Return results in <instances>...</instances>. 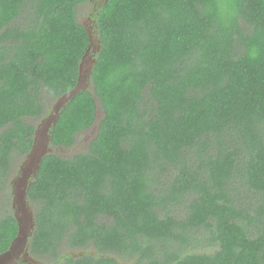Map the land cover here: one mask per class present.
<instances>
[{
	"label": "trees",
	"instance_id": "trees-1",
	"mask_svg": "<svg viewBox=\"0 0 264 264\" xmlns=\"http://www.w3.org/2000/svg\"><path fill=\"white\" fill-rule=\"evenodd\" d=\"M86 5L96 62L50 144L72 147L94 123L96 99L102 117L83 152L42 159L27 195L29 254L264 264V0H0V183L32 146L28 119L76 86ZM10 199L0 253L18 230Z\"/></svg>",
	"mask_w": 264,
	"mask_h": 264
},
{
	"label": "water",
	"instance_id": "water-1",
	"mask_svg": "<svg viewBox=\"0 0 264 264\" xmlns=\"http://www.w3.org/2000/svg\"><path fill=\"white\" fill-rule=\"evenodd\" d=\"M88 34H89V45L86 49V52L81 58V61L79 63L78 67V77H77V83L76 86L65 92L63 95L58 97V99L53 104V108L50 114L43 117V119L40 121V124L37 125V128L34 132L33 142L32 146L29 150L28 157L30 161L32 162V168L33 171L32 175L35 177L40 163L44 156H46L48 153H52V148L49 147L48 144H50L51 136H50V129L51 127L56 123L57 118L59 116L60 109H63L66 105V103L72 99L75 95H77L81 90H85L89 87V78L91 75L92 68L95 64V59L92 57L95 54V50H99V44L98 39H96L92 29L88 26L85 27ZM96 41V44L94 43ZM91 89V88H90ZM93 89V88H92ZM96 115L94 123L91 125V127L81 131L80 133L90 129L89 137L90 140L97 134L99 122L102 117V111L100 108V104L98 100L96 99ZM27 191L25 192L26 195ZM25 195H22V199H25ZM21 199V200H22ZM28 219H30V222L33 221V215L32 211L26 208ZM19 212L14 213V217L17 221L19 232L17 234V237L12 240L8 250L4 251L3 253H0V264H9L12 260V256H14L13 251L17 248H20L23 245V241L26 240L27 236L24 235L22 237V226L21 221L22 219H19ZM33 228V231L36 228V222L35 219L31 224Z\"/></svg>",
	"mask_w": 264,
	"mask_h": 264
},
{
	"label": "flooded vegetation",
	"instance_id": "flooded-vegetation-1",
	"mask_svg": "<svg viewBox=\"0 0 264 264\" xmlns=\"http://www.w3.org/2000/svg\"><path fill=\"white\" fill-rule=\"evenodd\" d=\"M89 18H90V16H89ZM90 27L92 28V26H90ZM36 128H37V126H36ZM76 142H77V140L75 141V143ZM48 145H49L50 148H52L51 149L53 151L52 153L56 152L59 149L70 148V147H63V146H53L51 144H48ZM28 153H29V151L24 156L25 157L24 159L26 161V163H24L25 170H23V168H19L18 172L15 175H13V177H12L13 181L11 180V185H12L13 182L16 179H19L22 182V184H21L22 185V188H21L22 190H21L20 193H18L16 190L13 191V187H11V195L12 196H11V199L9 201V207L12 210V212L13 211H14V213L16 211L19 212L20 213L19 219H23L24 220V222L21 221V226H22V229H23L21 235H22V237L24 235H26L27 238H26V240L23 241L24 243H23V245L20 248H17V249H15L13 251L14 256H12L13 258H12V260H11V262L9 264H18V263H22V262H27V263H31V264H45V263L50 264L51 262L48 260L47 255H42L41 257H33V256H31L29 254V245H30L29 239H31V237L34 234V232H32L34 227H32L31 224H32V222L35 219V212H34V210H31L32 206H31V203L28 200V196L27 195H28V190H29V187H30V185L32 183V180H34L35 177L32 175V173H33V171L31 170L32 162L30 161V159L28 157ZM21 157L23 158V156L20 155L18 157V159H21ZM13 160H14V163H15V161L17 159H13ZM28 165H30V169L28 168ZM14 168H15V166L13 167V170H14ZM10 174L7 175V177L5 178L6 182L8 180V177L10 176ZM2 186H4V188H2V190H4V189L7 190L5 188V184H2ZM26 191H27V193L25 195ZM5 195H6V192H5ZM7 195H9V193H7ZM22 195H25V199H22ZM2 196H3V194H2ZM4 205H5V200H4V197H3L2 198V208H1L2 214L4 213ZM26 208H28L29 210L32 211V215H33V221L32 222H30V219H28V216L26 217L25 214H24L23 210H25L27 212ZM14 213H13V216H14ZM21 213H23V217H22ZM17 226H18V224H17ZM18 232H19V227H18V230H17V234H18ZM17 234L14 237V239L17 237ZM73 250L78 251V254H72L71 252H73ZM63 254H67V255H70V256H71V254L72 255H77V256H82L84 254V250L83 249L66 248L63 251ZM42 260H44L45 263H42ZM53 262L54 263H51V264H58V263H56V261H53ZM59 264H64V262L59 263Z\"/></svg>",
	"mask_w": 264,
	"mask_h": 264
},
{
	"label": "rangeland",
	"instance_id": "rangeland-1",
	"mask_svg": "<svg viewBox=\"0 0 264 264\" xmlns=\"http://www.w3.org/2000/svg\"><path fill=\"white\" fill-rule=\"evenodd\" d=\"M80 11H81L80 12V16H79L80 21L85 26H88V27L92 26L94 24V22H93V20L90 19L91 18V15H92V13H91V6L90 5H86V7L85 8H81ZM89 16H90V18H89ZM91 29L93 31V26H92ZM94 43L96 44V41ZM42 119H43V117L42 118H38V119H28V121L31 124L37 126V125L40 124V121ZM89 130L90 129H88V130H86V131H84L82 133H79L78 134V138H77V142L72 147H70V148H64V149H59V150H57L54 153H57V154H60V155H66V156H73L76 153L83 152L87 148V145H88V143L90 141V137H89L90 131ZM24 158L25 157H23V158L21 157V159H17L15 161V163H14L15 168L11 172L10 176L8 177L7 182L5 181V188L7 190H5V189L2 190V188H4V186H2V184L0 183V217L2 216V210H1V208H2V198L5 196V192H6V194L9 193V195H10V193H11V187H13V191L16 190L18 193H20L21 190H22L21 189L22 188V185H21L22 182L19 179H16L13 182V184H12L13 186L11 185V180L13 181L12 177H13V175H15L18 172L19 168H23V170H25L24 163H26V161H25ZM28 168L30 169V165H28ZM2 194H3V196H2ZM31 206H32V208L30 207L31 210H34L33 205H31ZM23 211H24L25 216L27 217L26 211L25 210H23ZM13 213H14V211L12 212V214ZM21 214H22V217H23V213H21ZM22 222H24L23 219H22ZM193 251H198V248L195 249V250H193ZM91 252L92 253H95V250L91 248ZM71 253L74 254L75 253V250H73V252H71ZM42 263H45V261L42 260ZM45 264H47V263H45Z\"/></svg>",
	"mask_w": 264,
	"mask_h": 264
}]
</instances>
